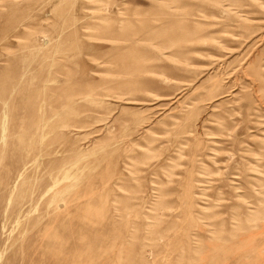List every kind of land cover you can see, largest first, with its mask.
I'll return each instance as SVG.
<instances>
[{"label":"rangeland","instance_id":"374dc122","mask_svg":"<svg viewBox=\"0 0 264 264\" xmlns=\"http://www.w3.org/2000/svg\"><path fill=\"white\" fill-rule=\"evenodd\" d=\"M0 264H264V0H0Z\"/></svg>","mask_w":264,"mask_h":264}]
</instances>
